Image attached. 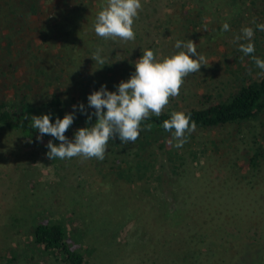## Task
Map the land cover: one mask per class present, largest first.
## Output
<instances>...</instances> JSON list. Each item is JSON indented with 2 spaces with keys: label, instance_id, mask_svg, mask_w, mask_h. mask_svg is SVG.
<instances>
[{
  "label": "rangeland",
  "instance_id": "374dc122",
  "mask_svg": "<svg viewBox=\"0 0 264 264\" xmlns=\"http://www.w3.org/2000/svg\"><path fill=\"white\" fill-rule=\"evenodd\" d=\"M227 1L230 0H219V9H214L205 18V25L196 27V39L184 34L183 29L175 24H170L169 18L175 15L169 9L158 8L149 18L146 14L150 9L143 3L142 14L134 19L135 39L132 41L97 36L94 31L97 18L82 15L75 34L65 31L68 30L66 23L64 27L53 25L49 33H43L40 37L29 35L27 39L39 56L36 67L63 74L60 90L65 101L78 109L83 104L85 110L91 108L87 100L91 92L99 90L102 85H110L107 88L109 91H117L122 80L130 79L135 72V62L141 58L138 56L140 51L151 49L156 59L161 60L165 54L173 55L182 50L175 47L177 40L185 43L192 40L196 43L198 54L205 56L209 65L201 66L200 72L185 77L180 89L185 99L179 96L178 101L173 102L170 98L165 108L173 104L196 105L203 99L205 92L227 91L226 83L233 73L230 71L237 72L246 66L247 55L239 50L240 43L252 42L255 52L258 55L264 54V31L257 27L264 23V3L257 1V4H249V0H245L239 9L226 4ZM104 2L101 0L100 3ZM190 5L188 3L182 10H187ZM212 5L210 3L209 7ZM91 11L88 9V12ZM10 19L6 16L2 20L0 35L9 30L6 22ZM225 22L230 26L226 32L222 30ZM21 23L24 26L34 25L33 21L23 18ZM244 27L253 28L251 41L243 38L241 30ZM237 36L241 39L233 43ZM98 48L102 49L103 59L112 55L123 60L124 64L119 65L117 71L122 72L127 68L126 72L122 75L116 73L114 80L107 79L103 75L106 73L104 67L91 58ZM192 58L195 59V56ZM12 63L18 64L15 78L27 73L25 62L21 64L20 60H15ZM262 121H251L236 129L224 126L195 130L190 133L192 138L187 139L179 148L175 146L176 139L167 136L166 147L157 150V164L169 170L163 151L171 148L175 154L182 156L179 165L181 174L163 183L162 190L159 188L147 195L139 184H122L113 179L107 168V158L113 157L111 153L106 154L103 160L83 157L51 160L41 145H33L17 133L0 131V237L4 236L3 223L17 215L26 221L19 231L23 238L30 226V216L34 214L45 222H59L67 230L86 227L88 234L83 244H91L93 247L91 264H164V257H141L140 252L133 250L134 246L128 243L132 231L130 235L128 229L133 224L142 226L147 233L142 238H149L153 242L149 250L155 255L160 248L157 243L177 249L176 241L182 230L178 235V229L170 228L159 220V216L165 215L159 202L166 200L168 209L181 207L184 209L181 210L183 216H192L191 233L207 236L206 243L215 240L218 245L228 246L230 236L233 235L234 240L237 233L229 223L231 218L244 217L250 220L248 215L256 208L258 216L254 220L258 221L261 228L264 226V159L256 173L249 168L240 152L245 141H252L253 136L264 145V116ZM216 144L220 146L219 149ZM117 156L121 157L122 154ZM129 216L132 224L130 226L129 222L125 231L109 229L107 237L102 232L104 221L115 222ZM221 222H224L223 227ZM187 227L185 225L183 229ZM12 228V232H18L16 224ZM252 232L253 229H250L247 233ZM16 264L58 263L35 255L32 261L22 259ZM217 264L231 263L219 258Z\"/></svg>",
  "mask_w": 264,
  "mask_h": 264
},
{
  "label": "trees",
  "instance_id": "16d2710c",
  "mask_svg": "<svg viewBox=\"0 0 264 264\" xmlns=\"http://www.w3.org/2000/svg\"><path fill=\"white\" fill-rule=\"evenodd\" d=\"M257 1L264 3V0H249L248 3L257 4ZM100 2L101 0H0V29L2 20L4 21L6 16L11 18L6 22L9 30L0 35V131L22 135L33 145H41L48 152L49 140L55 144L60 142L50 135H44L42 140H38V130L31 127V115L49 114L51 122L54 123L56 118L62 119L66 113L74 112V122L65 133L69 140L74 139L75 132L79 128L91 127L96 122L95 115L88 120V115L94 113L93 108L81 112L77 107L74 110V107L67 104L60 90L64 80L63 74L36 67L39 56L27 37L29 35L40 37L43 33H49L53 25L55 27L60 24L64 27L66 23L68 30L65 31L75 34L81 15L96 19L97 14L107 6V0L104 3ZM142 3L150 9L146 14L149 18L158 8L169 9L175 15L174 18H169L170 24L183 29L184 34H189L192 39H196V27L205 25V18H208L214 9H219L217 7L219 0H141ZM188 3L191 5L183 11ZM210 3H213L212 7H209ZM228 3L240 9L245 4V0H230L226 2ZM88 9L92 11L88 12ZM141 10L138 15L142 14ZM22 18L33 21L34 25L24 26L21 23ZM14 37H17V40H14ZM138 54L141 57L144 52L140 51ZM171 55L165 54L164 57ZM253 56L264 59V54L258 55L257 52L247 55L246 66L242 70L230 71L233 73L232 77L228 75L227 91L222 89L213 93L210 90L205 92L203 99L196 105L173 104L164 108L160 116L151 115L141 122V131L135 142L122 143L118 136L110 140L105 155L111 153L113 156L107 158L109 164L107 168L113 179L122 184H139L147 195L153 190L159 188L162 190L163 183L174 176L176 178L180 176L179 165L182 156L175 154L171 148L163 151L169 170H164L157 164V150L164 149L167 136H172V133L165 131L163 127V122L171 118L172 112L190 114L191 120L195 121V130L224 126H232L236 129L251 121L263 122L264 70L256 66ZM15 60H20L21 64L25 62L27 73L24 76L15 78V71L18 70V64L12 63ZM121 64H124V61L112 55L104 59L102 67L106 73L103 75L107 79L114 80L116 73L122 75L126 72L127 68L122 72L117 71ZM49 86L52 87L48 90ZM179 96L182 100L186 97L180 92V95L170 98L176 102ZM148 124L152 125L151 130L145 127ZM185 135L187 139L192 138V134ZM255 138L256 136H253L252 141L244 139L246 144L241 147L240 152L249 168L258 173L264 159V145ZM217 148L219 149L220 146ZM120 153L122 156L118 157L117 154ZM162 195L165 196L164 192ZM167 204L166 200L159 202V207L165 210V215L159 216V220L170 228L178 229V235L182 230L176 241L177 249L157 243L160 248L158 253L155 251L157 253L155 255L149 250L153 242L149 238H142V235L147 234L144 228L138 224L131 226L132 222L129 219L131 216L122 217L115 222L104 221L101 230L107 237L109 229L115 228L117 232H122L130 222L128 233L131 235L132 231V235L129 237L131 242L128 243L131 247L134 246L133 250L140 252L141 257L146 255L164 257V264H206V261L207 264H217L219 258L231 264H264V226L261 228L258 221L254 220L258 216L256 208L248 215L250 220L244 217L241 218L242 220L238 217L231 218L229 223L237 233L234 240L233 235L230 236L228 240L230 245L223 246L218 245L215 240L206 243L207 236L191 233L192 216L186 214L183 216L184 209L181 207L168 209ZM30 217L32 218L30 226L23 238L20 237L19 231L23 227V222H26L23 221L24 218L14 215L7 223H3L5 229L4 236L0 237V264H16L22 259L32 261L35 255L40 259H52L58 264H91L93 247L91 244L87 246L83 244V239L88 234L86 227L67 230L59 222H45L34 214ZM14 224L18 232H12ZM223 224L224 222H221L222 227ZM185 225H188L186 230L183 229ZM250 229H253L252 234L247 233ZM26 241L29 245L25 243Z\"/></svg>",
  "mask_w": 264,
  "mask_h": 264
},
{
  "label": "clouds",
  "instance_id": "9594fccd",
  "mask_svg": "<svg viewBox=\"0 0 264 264\" xmlns=\"http://www.w3.org/2000/svg\"><path fill=\"white\" fill-rule=\"evenodd\" d=\"M141 9V0H107V6L97 14L94 26L96 35L104 39L118 38L124 42L134 40L133 23ZM257 27L264 31V23ZM222 30H230L227 22L223 24ZM241 31L243 38L251 41L254 36L253 28L244 27ZM240 39L237 36L233 43ZM175 47L182 50L161 60L156 59L152 50H145L135 62V72L130 79L119 83L117 91H109L102 85L99 90L91 92L87 100L94 113L88 115V120L95 115L96 122L91 127L79 128L73 140H69L65 133L74 122V112L66 113L62 119L56 118L54 123L49 114L31 115V127L38 130V140H42L44 135H50L60 142L55 144L52 140L48 141L49 159L83 157L103 160L109 141L117 136L122 143L135 142L141 131V122L151 115L160 116L170 97L180 94L184 78L200 72L201 66L209 65L205 56L198 54L196 43L192 40L186 43L177 40ZM239 50L250 55L255 52V46L252 42L240 43ZM101 51L98 48L91 58L103 65ZM253 59L256 66L264 70V59L256 56ZM73 107L75 110L76 106ZM79 109L84 112V105L80 104ZM145 127L151 130L152 125ZM163 127L165 131L172 133L177 141L175 146L179 148L187 141L185 134L194 131L196 125L190 114L172 112L171 118L163 122Z\"/></svg>",
  "mask_w": 264,
  "mask_h": 264
}]
</instances>
